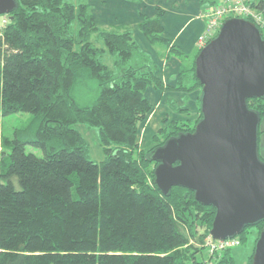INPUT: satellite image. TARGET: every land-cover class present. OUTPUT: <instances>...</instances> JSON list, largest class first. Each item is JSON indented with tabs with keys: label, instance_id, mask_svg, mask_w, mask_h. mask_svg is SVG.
Returning a JSON list of instances; mask_svg holds the SVG:
<instances>
[{
	"label": "trees",
	"instance_id": "obj_1",
	"mask_svg": "<svg viewBox=\"0 0 264 264\" xmlns=\"http://www.w3.org/2000/svg\"><path fill=\"white\" fill-rule=\"evenodd\" d=\"M239 1L257 17L264 15V0ZM16 2L0 27V116L28 114L32 121L23 138L20 131L14 138L0 137V264H236L234 248L212 255L202 248L216 210L181 187L164 196L150 159L170 139L194 133L202 119V86L195 75L200 50L188 55L170 48L166 61L184 64L171 87L127 28L97 24L87 0ZM225 2L202 13L206 28L196 46L209 32L204 17ZM161 24V17L144 18L139 27L152 44H164ZM88 82L96 84L97 98L83 106L77 92ZM148 89L199 91V117L171 121L159 131L165 140L156 134L154 147L145 150L139 142L153 113ZM247 104L261 122L264 99ZM82 125L99 133L102 163L90 159L77 129ZM28 146L42 157L26 153ZM253 228L255 247L264 223ZM204 250L208 257L199 258ZM252 261L253 254L247 264Z\"/></svg>",
	"mask_w": 264,
	"mask_h": 264
},
{
	"label": "water",
	"instance_id": "obj_2",
	"mask_svg": "<svg viewBox=\"0 0 264 264\" xmlns=\"http://www.w3.org/2000/svg\"><path fill=\"white\" fill-rule=\"evenodd\" d=\"M17 8L0 0V16ZM202 119L195 132L172 138L150 155L154 182L169 196L181 187L216 215L214 241L241 236L264 223V161L259 156L260 117L247 102L264 99V39L249 20H226L195 60ZM252 264H264V228Z\"/></svg>",
	"mask_w": 264,
	"mask_h": 264
},
{
	"label": "crops",
	"instance_id": "obj_3",
	"mask_svg": "<svg viewBox=\"0 0 264 264\" xmlns=\"http://www.w3.org/2000/svg\"><path fill=\"white\" fill-rule=\"evenodd\" d=\"M99 1L101 4H104L102 6L104 10L106 8V3L111 2L112 4H114L112 6L114 8V11L112 13H109L107 18L102 16H99L98 18L96 15L93 14L96 18L97 24L104 29L105 28L109 29L112 27L127 28L132 33L133 39L135 38L137 40L138 38L144 39L142 41L143 43H146L148 47V51L146 52L144 51V52L147 55H149L153 59V61L159 66V71L157 73V76L162 80V82L165 85L175 87L176 84L173 81L174 76L171 75L172 73L168 70V67L169 65H171V63L177 65L174 68H176V71L178 72L179 75L184 64L180 60L174 58L171 59L170 61H166V56L168 55L170 48L178 47L188 55L194 54L197 50V46L195 48V44L198 40V37L201 35V33L205 28V22L201 19L202 13L209 10L211 6L221 3L222 0H99ZM116 6H118V8H116ZM122 8L126 9V11H124ZM105 14H106V10H105ZM158 17H161V23H162L161 25L164 29L163 36L167 40V43L164 44H159V43L152 44L139 27L140 23L144 21V18L155 19ZM179 17L181 20H183L181 24L177 22V19ZM174 27H176V29L174 33L171 34L172 29ZM196 92L199 93V91ZM196 92L189 95L190 98L191 97L192 99L195 98L198 104L199 95L197 96L196 99ZM157 93L158 92L154 91V89H148V91L146 92V97L153 106V113L148 118L146 123L142 126V131L144 135L146 133V130L147 131L152 130L153 132V130H160L166 128L168 126L167 124L164 123L166 119L169 120V123L171 121H179V122L181 121L179 118L176 117L172 119H169L167 117V118H163L160 125H158L157 119L154 117L155 113H157V108L155 105L158 102ZM179 95H180V100H183L185 94H179ZM168 98L174 100V102H176L177 105L178 104H180L181 106L186 105V103H184L183 101H177V99H174L170 96ZM167 107L170 109L172 108L171 105H167ZM197 117H199V110L195 112L193 119H187L184 121L196 120ZM262 121L260 123V130H261V126H264V121L263 124ZM145 126L147 127L145 128ZM261 133H262L261 138L259 137V153L264 160V127L262 128ZM139 143L141 145L142 142L140 141ZM141 147L147 150L145 146H141ZM101 149H102L101 151H103L102 147ZM103 161H105V159Z\"/></svg>",
	"mask_w": 264,
	"mask_h": 264
},
{
	"label": "rangeland",
	"instance_id": "obj_4",
	"mask_svg": "<svg viewBox=\"0 0 264 264\" xmlns=\"http://www.w3.org/2000/svg\"><path fill=\"white\" fill-rule=\"evenodd\" d=\"M89 5L92 7V12L94 15H96L98 18L99 16L105 17L107 18L109 13H112L114 11V8L112 7L114 4H112L111 2H107L106 3V14H105V10L102 8V6L104 4H101L99 0H88ZM116 8H118V6H116ZM124 11H126V9L122 8ZM105 14V15H104ZM7 16L8 15H1L0 16V26L2 27L3 24L7 21ZM177 22L179 24H181L183 22V20L180 19V17L177 19ZM178 27V26H177ZM205 28H206V23H205ZM221 28V27H220ZM176 27H174L172 29V33H174ZM141 32V31H140ZM135 37V36H134ZM171 37V36H170ZM216 38V37H215ZM138 46L141 47L140 50L146 54L145 52L148 51V47L146 43H143L142 40L144 39H139L138 40L135 38L134 39ZM197 44V42H196ZM196 44H195V48H196ZM175 45V44H174ZM197 50L198 46H197ZM145 51V52H144ZM147 55V54H146ZM106 64L110 67H112V59L110 57H106L105 59ZM185 61V60H184ZM177 65H174L171 63V65H169L168 70L172 73L171 75H173V81L175 82L178 76V72L176 71V67ZM176 71V72H175ZM199 95L198 92H196V99L197 96ZM172 97L174 99H177V101H183L184 103H186L185 106H181L180 104H178L176 107H172L171 109L167 107V105H170L167 102L168 97ZM77 100L78 102L83 105V106H88L91 105L97 98V89H96V84L95 83H84L83 86L78 90L77 92ZM157 98H158V102L155 104L156 108H157V113H155L154 117L157 119V123L158 125H160L161 121L163 120V118H179L181 121L187 120V119H193L195 112H197V110H199V106L197 104V101L195 100V98L192 99V97L190 98V95L188 93L185 94L183 100H180V95L178 93H162V92H158L157 93ZM160 101V102H159ZM201 111V109H200ZM151 116V115H150ZM149 116V117H150ZM32 121V117L28 114H16V115H12V116H8V117H1L0 116V137L4 138V137H9V138H14V136L16 134H18V131H20L22 133V138L26 135V132L28 131L29 127H30V123ZM264 121V119H263ZM262 121V124H263ZM165 123V121H164ZM171 123V122H170ZM165 123V124H170ZM147 126H145L146 128ZM264 126H261V130H260V138L262 135V128ZM78 131L81 133V135L85 138L87 145H88V154L89 157L92 161L96 162V163H101L104 159V151H101V146H100V141H99V133L96 130H92V129H87L85 126H78L77 127ZM164 129V128H163ZM162 130V129H160ZM160 130H146V133L144 135L143 131L141 130V146H145L147 148V150L151 149L154 147V142L152 141L153 135L158 134L159 135V131ZM155 131V134H154ZM161 137V141L165 140V135H159ZM145 138V139H144ZM145 140V141H142ZM165 145V144H164ZM164 145L160 146V147H164ZM26 153L28 154H34L38 157H42V153L40 151L35 150L34 148L28 146L26 149ZM260 156V153H259ZM261 159H263L260 156ZM255 229L254 228H248L246 230V234L244 235V238L241 236L236 237L238 239H242L243 240V244L239 247H236L232 250L231 255L232 257L235 259V263L236 264H247L248 258L251 257L252 254H254V240L257 237V234L254 232ZM254 232V233H253ZM251 233H253L251 235ZM190 245H194V244H190ZM205 247V244H203V247ZM197 248V246L195 247ZM198 248L201 249L200 246H198ZM197 248V249H198ZM208 251L204 250L203 254H199V258H205L208 257Z\"/></svg>",
	"mask_w": 264,
	"mask_h": 264
},
{
	"label": "built area",
	"instance_id": "obj_5",
	"mask_svg": "<svg viewBox=\"0 0 264 264\" xmlns=\"http://www.w3.org/2000/svg\"><path fill=\"white\" fill-rule=\"evenodd\" d=\"M237 17H243L250 21V18H254L257 27L258 24L261 25L264 29V15H261L260 17H257L255 13L250 12L246 7L241 5V2L239 0H226L224 5L216 7L214 11H211L208 15L204 17V20L207 21V31L208 35L205 37H200L198 42V49L201 51L209 42H207V39L209 41L213 40L218 34H210V29L213 28H220L222 24L218 23V20H227L229 18H237ZM223 18V19H222ZM1 27V26H0ZM260 28V27H259ZM213 38V39H211ZM205 248L209 251V254H213L218 251H223L228 248H236L241 246V240L238 238L234 239H228L224 242H218L214 241L211 236L206 238L205 240Z\"/></svg>",
	"mask_w": 264,
	"mask_h": 264
}]
</instances>
